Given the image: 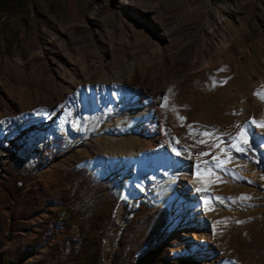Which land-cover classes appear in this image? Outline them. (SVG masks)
I'll list each match as a JSON object with an SVG mask.
<instances>
[{"label": "rangeland", "instance_id": "rangeland-1", "mask_svg": "<svg viewBox=\"0 0 264 264\" xmlns=\"http://www.w3.org/2000/svg\"><path fill=\"white\" fill-rule=\"evenodd\" d=\"M1 1L16 3L0 14V264L6 254L54 264L65 234L42 241L54 208L41 204L73 168L129 203L118 247L145 205L169 213L165 264H264V0ZM219 23L233 38L226 60L204 69L192 56L185 65L190 36ZM99 57L87 74L91 94L83 70L73 85L53 84ZM145 86L156 102L147 111ZM250 121L251 135L234 143L249 140L255 155L229 152V136ZM75 155L79 162L64 165ZM183 168L184 178L209 182L206 198L181 195Z\"/></svg>", "mask_w": 264, "mask_h": 264}, {"label": "trees", "instance_id": "trees-1", "mask_svg": "<svg viewBox=\"0 0 264 264\" xmlns=\"http://www.w3.org/2000/svg\"><path fill=\"white\" fill-rule=\"evenodd\" d=\"M13 5L0 0V14ZM17 176L12 173L10 182H17ZM42 200V208H54L41 233L42 241L52 239L60 228L65 234L53 245L55 254L50 258L54 264H106L112 255L114 264H165L167 261L168 253L161 247L169 221L167 210L141 205L118 247L130 205L120 201L110 185L86 169L65 172ZM48 261L46 258L41 264ZM3 264L16 263L6 254Z\"/></svg>", "mask_w": 264, "mask_h": 264}, {"label": "bare ground", "instance_id": "bare-ground-1", "mask_svg": "<svg viewBox=\"0 0 264 264\" xmlns=\"http://www.w3.org/2000/svg\"><path fill=\"white\" fill-rule=\"evenodd\" d=\"M202 30L199 33V35L195 36L192 35L190 36V40L187 42L186 45V52L188 55H186V58L183 59V62H185V65H188V67L192 68L190 62L189 57L195 56V62H197L196 64L199 65V67L201 68H208V67H213L217 64H221L226 60V57L229 53V50L233 44L232 41V37L231 35L225 31L221 24H217V26H211V27H206L201 25ZM221 35L223 37H221ZM232 38V39H231ZM208 56H211V59L208 58ZM101 57H99L96 61H90V62H85L83 64H81V66L83 68L80 69V67H73L72 69H70L69 71H63L61 72V81H54L53 79V84L55 86L61 85L64 83H71V85H73V82L70 80H76V78L81 74L82 70L83 73L85 74V79H84V84L85 86L88 88L89 93H92V88H91V83L90 81L87 79V74L90 70L95 69L97 67H99L100 65H102L101 62ZM170 64V63H169ZM175 65H178V63H175ZM170 67V66H169ZM65 70V69H64ZM169 73L168 71V67L165 68L164 73L162 74L163 77L167 76ZM83 75V74H82ZM58 77V76H57ZM175 77V76H174ZM178 76H176L175 78H177ZM123 79V78H122ZM129 80V79H128ZM83 85V84H82ZM100 93H105L108 96V101H111L110 98V93L108 90V87L106 86V84H102L98 86ZM142 92H143V97L145 98L142 101V104L144 106V110L147 111L152 105L156 104L155 101H152L150 96L154 95L151 92V89L146 87L142 88ZM156 95V94H155ZM134 98H139L138 95L135 94ZM75 102L77 104H80V99L79 98H74ZM158 101H161L160 99H158ZM82 104V103H81ZM154 132V129L152 130V133ZM155 133V132H154ZM163 145V147H162ZM159 146L160 149H166L167 147V142L166 140L162 137L160 142H159ZM80 156L79 155H75L72 157H69L67 159V161L64 163V165L66 166H72L75 163L80 161ZM183 169H179L177 170L178 175L180 176V188L183 190V193L181 194L182 196H187L192 200H195L197 198H206L209 194L207 193V188L210 187V184L208 181L204 180V179H200L198 182H193L187 178H184V170ZM186 172V171H185ZM173 186V184H172ZM187 193H189V196L187 195ZM202 199V200H203ZM178 210V209H177ZM204 216V215H203ZM200 217V216H199ZM202 217V216H201ZM204 218H206L204 216ZM203 239L206 238V232L204 231L202 234Z\"/></svg>", "mask_w": 264, "mask_h": 264}, {"label": "snow or ice", "instance_id": "snow-or-ice-1", "mask_svg": "<svg viewBox=\"0 0 264 264\" xmlns=\"http://www.w3.org/2000/svg\"><path fill=\"white\" fill-rule=\"evenodd\" d=\"M162 99H167V97H163ZM252 123L253 122L250 121V122L245 123L243 126H236V127H240L241 131L238 133L237 136H229V138L227 140V144L229 145V148H228L229 152L234 150L237 154H242L245 157H247L250 153L255 155V149L253 148V146L249 142V140L245 139V140H243L242 143H234V141H240L242 137L251 135V124ZM189 127H191V126H189ZM204 135H209V133L205 132ZM198 143H205V141L201 140V141H198ZM217 146L218 145H213V147H217ZM162 147H163V145H162ZM261 147L264 148V144H262ZM171 151H173L176 156H180L181 155V153L179 151H177L175 148H172ZM199 155L206 156V155H209V153L204 152V153H200ZM232 158L236 159V158H238V156L237 157H232ZM215 159L216 158L213 157V160H215ZM204 163L208 164L209 166H211V162L210 161H205ZM215 167L219 171L224 172L226 175H230V173L228 172V170L226 168H221L220 165H216ZM248 183H252V182L249 181ZM136 187L138 189H140V190H143L141 184H137Z\"/></svg>", "mask_w": 264, "mask_h": 264}]
</instances>
